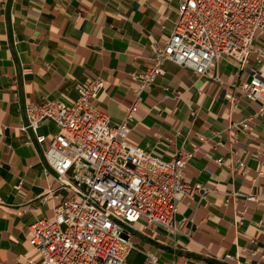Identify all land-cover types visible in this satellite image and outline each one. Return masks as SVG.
<instances>
[{
  "label": "crops",
  "instance_id": "obj_1",
  "mask_svg": "<svg viewBox=\"0 0 264 264\" xmlns=\"http://www.w3.org/2000/svg\"><path fill=\"white\" fill-rule=\"evenodd\" d=\"M178 2L0 0V264H29L28 257L40 264L28 243L29 223L50 217L67 195L42 148L27 144L19 130L26 102L70 103L77 83L99 77V109L122 120L136 100L132 74L152 65L151 46L170 36ZM254 45L263 52L244 66L217 64L220 82L165 62V73L139 92L130 141L164 159L181 147L194 150L182 178L211 189L205 198L177 202L176 234L158 228L152 239L133 231V242L153 251L157 264H236L222 260L225 254L240 264H264V114H257L258 101L234 105L225 98L236 92L231 84L253 73L264 80V33ZM240 121L247 122L244 130L233 126ZM40 131L49 136L56 126L45 120ZM250 193L257 202L244 200ZM143 256L132 253L129 260L142 264Z\"/></svg>",
  "mask_w": 264,
  "mask_h": 264
},
{
  "label": "built area",
  "instance_id": "obj_2",
  "mask_svg": "<svg viewBox=\"0 0 264 264\" xmlns=\"http://www.w3.org/2000/svg\"><path fill=\"white\" fill-rule=\"evenodd\" d=\"M176 15L170 36L151 46L152 65L132 74L136 100L122 120L113 121L99 109V77L77 83V97L70 103L43 97L24 105L25 122L19 130L27 144L42 148L58 188L67 192L50 217L29 223L28 243L41 256L40 264H132V253L144 255L142 264H157L153 251L133 242V231L152 239L158 228L174 235L177 202L211 192L205 184L182 178L194 150L181 147L164 159L130 141L139 92L165 73V62L218 82L219 62L233 60L244 66L251 54L263 52L254 42L264 33V0H179ZM230 87L236 92L225 94L228 101H258L257 114H264V80L256 73ZM45 120L56 126L54 134L41 133ZM235 125L239 130L248 126L246 121ZM236 164L243 172V160ZM244 200L257 202L258 197L250 193ZM222 260L240 264L230 254ZM27 262L33 263L29 257Z\"/></svg>",
  "mask_w": 264,
  "mask_h": 264
}]
</instances>
